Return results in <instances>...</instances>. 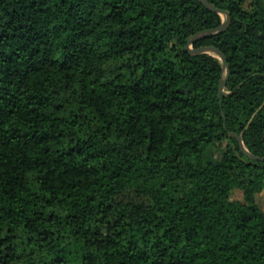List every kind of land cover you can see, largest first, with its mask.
I'll list each match as a JSON object with an SVG mask.
<instances>
[{
  "label": "trees",
  "instance_id": "1",
  "mask_svg": "<svg viewBox=\"0 0 264 264\" xmlns=\"http://www.w3.org/2000/svg\"><path fill=\"white\" fill-rule=\"evenodd\" d=\"M208 1L221 99L197 0H0V264H264V0Z\"/></svg>",
  "mask_w": 264,
  "mask_h": 264
},
{
  "label": "water",
  "instance_id": "2",
  "mask_svg": "<svg viewBox=\"0 0 264 264\" xmlns=\"http://www.w3.org/2000/svg\"><path fill=\"white\" fill-rule=\"evenodd\" d=\"M199 2H201L203 5H205L207 8H209L210 10L217 12L221 15H223L225 17L224 22L222 23L221 26L214 28V29H209V30H204L194 36H192L187 44V51L192 54V55H200V54H211L214 55L215 57H217L223 64V72L225 74V77L222 79L221 83H220V88H219V99L222 98L223 94L225 93V88H226V84H227V80L230 74V67L228 64V60L225 56V54L218 48L214 47V46H203L197 49L193 48V45L195 42L200 41L206 37L218 34V33H222L228 30V28L231 25L232 22V18L230 16L229 13L222 11L218 8H216L212 3H210L208 0H197ZM230 136H232L233 138L237 139L239 146L241 148V151L251 160L254 161H260V162H264V157H259V156H255L253 154H251L245 147L244 145V141L242 139L241 136L231 133Z\"/></svg>",
  "mask_w": 264,
  "mask_h": 264
},
{
  "label": "rangeland",
  "instance_id": "3",
  "mask_svg": "<svg viewBox=\"0 0 264 264\" xmlns=\"http://www.w3.org/2000/svg\"><path fill=\"white\" fill-rule=\"evenodd\" d=\"M262 0H245L246 6H251L253 9H255L256 11H258L259 9V2H261ZM233 199L235 200H241L242 199V193L240 191H236L233 196ZM259 204L260 206L263 208L264 210V193L262 195L259 196Z\"/></svg>",
  "mask_w": 264,
  "mask_h": 264
}]
</instances>
